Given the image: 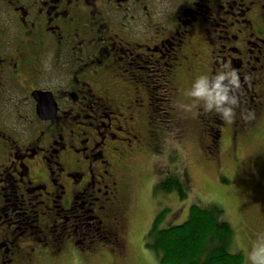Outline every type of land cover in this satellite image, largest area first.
<instances>
[{
    "label": "flooded vegetation",
    "instance_id": "af4514ba",
    "mask_svg": "<svg viewBox=\"0 0 264 264\" xmlns=\"http://www.w3.org/2000/svg\"><path fill=\"white\" fill-rule=\"evenodd\" d=\"M224 65L231 124L176 107ZM262 128L264 0H0V264H116L138 166L189 130L209 161L237 158Z\"/></svg>",
    "mask_w": 264,
    "mask_h": 264
},
{
    "label": "rangeland",
    "instance_id": "374dc122",
    "mask_svg": "<svg viewBox=\"0 0 264 264\" xmlns=\"http://www.w3.org/2000/svg\"><path fill=\"white\" fill-rule=\"evenodd\" d=\"M182 144V147L173 145L161 158V164L155 166L146 161L136 169L129 190L128 255L122 260L115 259L116 264H161L146 244L154 220L163 210L168 215L160 228L185 222L192 205L216 207L222 212L221 221L233 231L229 251L243 254L244 264L251 241L264 234V134L241 147L237 158L226 143L218 162L209 161L192 130ZM170 175L186 181L185 200L181 201L174 193L151 192L154 183ZM110 255L106 260H114Z\"/></svg>",
    "mask_w": 264,
    "mask_h": 264
},
{
    "label": "trees",
    "instance_id": "16d2710c",
    "mask_svg": "<svg viewBox=\"0 0 264 264\" xmlns=\"http://www.w3.org/2000/svg\"><path fill=\"white\" fill-rule=\"evenodd\" d=\"M183 178L170 175L156 185V193H174L183 201L187 198ZM168 212L161 211L147 236V249L161 264H244L241 253L232 254L231 226L221 221L222 212L216 207L192 205L188 218L180 225L160 228Z\"/></svg>",
    "mask_w": 264,
    "mask_h": 264
},
{
    "label": "clouds",
    "instance_id": "9594fccd",
    "mask_svg": "<svg viewBox=\"0 0 264 264\" xmlns=\"http://www.w3.org/2000/svg\"><path fill=\"white\" fill-rule=\"evenodd\" d=\"M240 88L241 78L237 70L224 65L215 73L195 76L190 86L184 89L183 99L176 102V107L185 114L195 115L196 110L214 114L224 123L231 124L237 117V109L241 107L237 95ZM240 118L250 120L253 113L241 109ZM245 259L247 264H264V234H258L251 241Z\"/></svg>",
    "mask_w": 264,
    "mask_h": 264
},
{
    "label": "water",
    "instance_id": "95a60500",
    "mask_svg": "<svg viewBox=\"0 0 264 264\" xmlns=\"http://www.w3.org/2000/svg\"><path fill=\"white\" fill-rule=\"evenodd\" d=\"M35 97V100L37 101L38 103V109L40 111V114H41V110H40V107L42 106V99H41V96L39 94H35L34 95ZM45 100V99H44ZM46 101V100H45ZM45 104V103H43ZM45 106L48 108V106H50V103L49 102H46ZM46 108V110H43L42 113L46 112L48 109ZM49 111H51L52 113H54V108H49Z\"/></svg>",
    "mask_w": 264,
    "mask_h": 264
}]
</instances>
